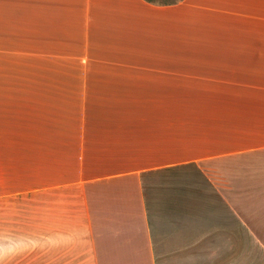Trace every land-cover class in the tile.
Returning a JSON list of instances; mask_svg holds the SVG:
<instances>
[{
  "label": "crops",
  "instance_id": "1",
  "mask_svg": "<svg viewBox=\"0 0 264 264\" xmlns=\"http://www.w3.org/2000/svg\"><path fill=\"white\" fill-rule=\"evenodd\" d=\"M0 264H264V0H0Z\"/></svg>",
  "mask_w": 264,
  "mask_h": 264
},
{
  "label": "trees",
  "instance_id": "2",
  "mask_svg": "<svg viewBox=\"0 0 264 264\" xmlns=\"http://www.w3.org/2000/svg\"><path fill=\"white\" fill-rule=\"evenodd\" d=\"M145 2L152 5L167 6L176 4L182 0H144Z\"/></svg>",
  "mask_w": 264,
  "mask_h": 264
}]
</instances>
